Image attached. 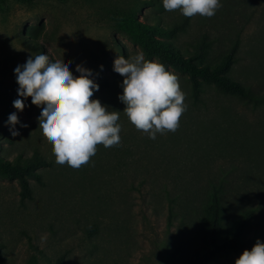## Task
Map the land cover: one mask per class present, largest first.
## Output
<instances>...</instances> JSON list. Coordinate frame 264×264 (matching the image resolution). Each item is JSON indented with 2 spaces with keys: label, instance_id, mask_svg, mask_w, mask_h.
Listing matches in <instances>:
<instances>
[{
  "label": "rangeland",
  "instance_id": "rangeland-1",
  "mask_svg": "<svg viewBox=\"0 0 264 264\" xmlns=\"http://www.w3.org/2000/svg\"><path fill=\"white\" fill-rule=\"evenodd\" d=\"M211 18L166 11L162 0H5L0 2V260L3 264H189L206 248L209 206L221 207V239L248 215L242 241L264 243V102L252 103L167 60L212 67L236 45L225 75L264 95V0H220ZM183 23L174 30V25ZM143 52L179 77L186 111L176 132L150 139L130 123L118 99L123 77L114 60ZM63 59L91 70V99L119 111L121 142L74 169L55 162L31 98L13 107L14 69L31 56ZM102 66V68H101ZM18 123L13 136L9 115ZM26 125V126H22ZM39 153L48 166L29 178L21 198L15 179L1 176L16 155ZM222 252L208 264H235Z\"/></svg>",
  "mask_w": 264,
  "mask_h": 264
},
{
  "label": "clouds",
  "instance_id": "clouds-1",
  "mask_svg": "<svg viewBox=\"0 0 264 264\" xmlns=\"http://www.w3.org/2000/svg\"><path fill=\"white\" fill-rule=\"evenodd\" d=\"M162 3L166 11L179 10L188 18L197 14L211 18L222 7L220 0ZM76 71L79 76L73 75L63 59L53 61L47 54L30 56L14 69L20 98L13 101V107L22 112L29 97L32 105L43 106L37 120L43 137L52 145L55 162L79 169L96 154L97 145L111 148L120 144L121 125L119 111H110L98 99H91L94 91L99 90V85L89 78L91 70L77 65ZM114 71L124 78L120 85L123 93L118 99L125 105L124 115L136 129L153 140L157 134L177 131L187 105L175 73L161 62L147 60L143 52L127 59L116 58ZM18 122L16 113L9 115L7 123L13 126V136L19 135L14 129ZM235 264H264V243L257 239Z\"/></svg>",
  "mask_w": 264,
  "mask_h": 264
},
{
  "label": "trees",
  "instance_id": "trees-1",
  "mask_svg": "<svg viewBox=\"0 0 264 264\" xmlns=\"http://www.w3.org/2000/svg\"><path fill=\"white\" fill-rule=\"evenodd\" d=\"M5 0H0L4 2ZM25 2H31L33 0H20ZM183 23L174 25V30L182 28ZM199 51L202 53L205 50V43L199 44ZM236 45L231 47L229 52L225 54L221 61L209 67L208 65H199L196 60L201 58L202 54L199 53L194 57H179L175 52L167 47L162 46L163 54L167 60L173 59L183 65L191 74V79L200 77L204 80H208L216 84L219 88L224 91L231 92L238 97L245 99L249 102L258 104L264 102V95L256 94L249 88L242 85L240 82L233 80L225 75L226 70L230 66L235 53ZM167 70L168 66L163 63ZM48 162L37 152H33L30 156H22L21 154L16 155L10 162L7 161L2 165L1 176L15 179L19 185V195L21 198L29 197L30 195V184L29 178H38L36 169L48 166ZM248 215H245L238 223L236 229L232 232L229 237L221 239L219 229L221 227V207L217 196H213L211 205L209 206V218L206 223L204 230L206 239L205 251L192 260L189 264H208L210 261L222 252H240L244 250H251L255 245L252 241H242L240 238L243 227L246 223ZM0 264H3L0 260Z\"/></svg>",
  "mask_w": 264,
  "mask_h": 264
}]
</instances>
